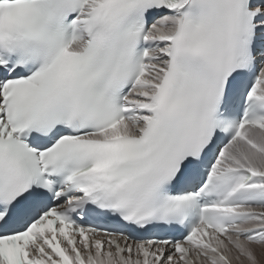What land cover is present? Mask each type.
<instances>
[{"label": "snow or ice", "instance_id": "6c2138e0", "mask_svg": "<svg viewBox=\"0 0 264 264\" xmlns=\"http://www.w3.org/2000/svg\"><path fill=\"white\" fill-rule=\"evenodd\" d=\"M0 264H264V0H0Z\"/></svg>", "mask_w": 264, "mask_h": 264}]
</instances>
